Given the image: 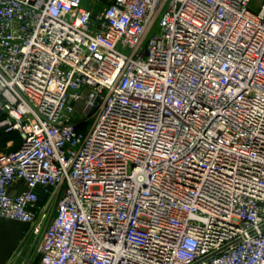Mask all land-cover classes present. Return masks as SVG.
Here are the masks:
<instances>
[{
    "label": "built area",
    "instance_id": "1",
    "mask_svg": "<svg viewBox=\"0 0 264 264\" xmlns=\"http://www.w3.org/2000/svg\"><path fill=\"white\" fill-rule=\"evenodd\" d=\"M0 131L37 264H264V0H0Z\"/></svg>",
    "mask_w": 264,
    "mask_h": 264
},
{
    "label": "rangeland",
    "instance_id": "2",
    "mask_svg": "<svg viewBox=\"0 0 264 264\" xmlns=\"http://www.w3.org/2000/svg\"><path fill=\"white\" fill-rule=\"evenodd\" d=\"M1 234L0 264H37L41 231L34 233L26 223L0 217Z\"/></svg>",
    "mask_w": 264,
    "mask_h": 264
},
{
    "label": "trees",
    "instance_id": "3",
    "mask_svg": "<svg viewBox=\"0 0 264 264\" xmlns=\"http://www.w3.org/2000/svg\"><path fill=\"white\" fill-rule=\"evenodd\" d=\"M5 137L7 138L4 139ZM8 139L13 140V143L8 147V150L15 149L19 145V138L15 133L0 131V147H2L4 145V142Z\"/></svg>",
    "mask_w": 264,
    "mask_h": 264
},
{
    "label": "crops",
    "instance_id": "4",
    "mask_svg": "<svg viewBox=\"0 0 264 264\" xmlns=\"http://www.w3.org/2000/svg\"><path fill=\"white\" fill-rule=\"evenodd\" d=\"M22 187L24 186L22 183L20 184ZM0 260H1V258H0Z\"/></svg>",
    "mask_w": 264,
    "mask_h": 264
},
{
    "label": "bare ground",
    "instance_id": "5",
    "mask_svg": "<svg viewBox=\"0 0 264 264\" xmlns=\"http://www.w3.org/2000/svg\"><path fill=\"white\" fill-rule=\"evenodd\" d=\"M4 227V226H3ZM7 235V234H6ZM0 236H2V234L0 235Z\"/></svg>",
    "mask_w": 264,
    "mask_h": 264
}]
</instances>
